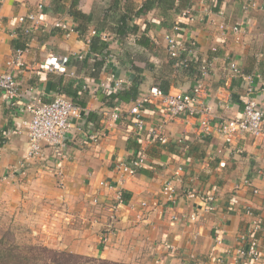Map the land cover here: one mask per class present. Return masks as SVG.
<instances>
[{
	"label": "crops",
	"instance_id": "crops-1",
	"mask_svg": "<svg viewBox=\"0 0 264 264\" xmlns=\"http://www.w3.org/2000/svg\"><path fill=\"white\" fill-rule=\"evenodd\" d=\"M146 1L0 0V74L8 71L14 44L28 45L23 67L14 71L19 99L9 104L0 93L1 211L10 210L42 245L86 257L125 264H214L218 258L224 264H250L238 263L236 253L241 247L238 236L252 221L245 214L250 209L261 226L258 264H264V137L242 135L228 145L219 137L199 135L194 119L169 121L155 107L144 109L143 130L136 133L135 121L128 117L133 101L107 95L111 88L112 96L117 93L116 82L138 96L155 87L170 94L189 92L198 78L197 63L206 60L209 75L202 102L217 117H238L244 83L231 78L229 65L234 63L244 77L252 78L260 94L264 0H221L216 8L217 0H176L186 6L181 13L191 11L193 22L162 6L136 15ZM39 5L45 22L29 35H18L21 27L11 21L36 13ZM73 13L89 20L75 19ZM122 15L133 19L132 29L117 37L109 28L115 27L111 17ZM104 18L110 22L101 30ZM56 22L74 31L66 35L55 28ZM175 25L181 27L174 34L178 42L187 47L195 43L187 70L172 67L167 54L164 37ZM234 26L241 27L238 34L231 32ZM98 30L107 48L101 55L89 54L90 32ZM50 56L58 58L65 73L40 69ZM101 60L105 69L95 72L93 65ZM63 91L76 92L74 105L79 108L64 146L44 147L40 158L20 167L28 151L26 107L65 96ZM113 108H118L120 120L102 128L101 112ZM158 129L167 140L164 145L151 136ZM140 152L145 164L135 176L120 178L113 171L114 163ZM101 182L111 188L101 187ZM167 184L170 194L164 191ZM123 193L125 202L119 199ZM208 197L214 199L211 213L205 212ZM112 206V233L106 245L98 244L112 222ZM192 215L195 221L189 220Z\"/></svg>",
	"mask_w": 264,
	"mask_h": 264
},
{
	"label": "built area",
	"instance_id": "built-area-1",
	"mask_svg": "<svg viewBox=\"0 0 264 264\" xmlns=\"http://www.w3.org/2000/svg\"><path fill=\"white\" fill-rule=\"evenodd\" d=\"M250 6L251 3L247 5V8ZM45 17L43 7L39 5L36 13L28 14L25 17H18L16 20H12L11 24L20 25V27H23V33L29 35L32 30L42 26L45 22ZM181 17L190 22L194 20L189 9L183 11ZM26 24L27 27L25 26ZM54 26L65 31L66 35L74 31L63 22H56ZM220 28L224 30L223 26ZM172 30L171 34H167L164 37L168 57L174 61L176 68L186 69L195 51V43H190L187 47L177 41L174 34L181 31L179 25H175ZM240 30V26L231 28V32L235 34H238ZM90 35H96L95 31H91ZM27 52V44L23 48L15 49L11 58L6 63L8 71L0 74V93L9 104L17 102L20 97L19 85L15 80L14 71L23 67V57ZM78 59H83V56H78ZM40 69L55 71L60 74L66 72L55 56L45 59L42 65H40ZM229 71L231 78L241 79L244 83L243 109L238 117H217L212 113L210 106L202 102L201 96L204 92V82L209 75V65L206 60H201L199 64V76L189 92L179 94L163 93L155 87L150 89L148 93L138 96L132 102L128 117L134 119L136 133H140L143 130L141 114L144 109L146 107H155L163 111L169 121L178 117L194 119L199 135L204 137H219L228 145L235 143L242 135H249L253 139L264 137V88L261 89L259 94L253 85L252 78L244 77L234 63L229 65ZM114 88L116 91H120L122 89L121 82H116ZM110 90L108 93L113 91L112 88ZM26 111L30 117L29 120L23 122V129L27 137L28 151L24 157V162L19 165L20 167L24 163L40 158L44 147L62 148L70 129V120L72 118H79V108L64 95H58L48 103H31L26 107ZM120 118L121 115L118 108H113L111 112L104 110L101 112L102 128L108 127L110 123L116 122ZM150 133L160 144L164 145L167 143L166 138L159 129L157 132ZM96 139L97 136L91 137V140L95 141ZM144 164L145 157L140 152L136 157L128 161L114 163L112 168L120 178L133 177L143 168ZM58 174L61 178V171ZM100 186L111 188L107 182H101ZM164 191L170 194L172 189L167 184ZM253 193L258 194V191L253 190ZM189 197H193V195L190 194ZM120 198L122 199L121 194H119ZM93 202L96 203L95 200ZM206 203L205 212H213L215 210L214 199L208 197ZM141 206L146 207V204L142 203ZM115 209L116 206L109 208V211L112 213L110 217L112 222L106 227L104 233L100 235V244L106 245L108 243L109 235L113 229V221L115 220ZM245 214L252 218V221L250 222L249 229L238 236V240L241 242V247L236 250L239 259L238 263H240L239 261H246L250 264H258L261 258V249L257 235L261 232V226L257 217H255L250 209H246ZM195 219V215L189 217L190 221H195ZM137 220H141L140 215L137 217ZM93 222L95 223V221ZM214 264L224 263L218 258L214 261Z\"/></svg>",
	"mask_w": 264,
	"mask_h": 264
},
{
	"label": "trees",
	"instance_id": "trees-1",
	"mask_svg": "<svg viewBox=\"0 0 264 264\" xmlns=\"http://www.w3.org/2000/svg\"><path fill=\"white\" fill-rule=\"evenodd\" d=\"M178 1V0H177ZM176 0H150L146 1L143 6L137 11L136 15H140L142 13H145L149 10H152L154 8H158L160 6L164 7L165 10H175L176 12L181 13L182 8H186V6H182L179 2L177 3ZM221 0H217L215 4V8L219 5V2ZM74 18L82 19V21L89 20V17L86 15H83L81 13H73ZM133 20L131 17H128L127 15H122L118 17H111V22L115 25V27H109L111 32L115 34L117 37H124L129 31H131L132 26H130V21ZM109 23L106 18L103 19V26L102 29L106 28V23ZM20 31H18V35L21 33L23 34V27L19 28ZM80 34H83L84 31L80 29H76ZM96 35L91 37L89 39V54H98L101 55L102 52L107 48L106 42L101 40L100 33L102 31L98 30L96 31ZM19 37V36H18ZM15 49L21 48L23 46H20L19 44H14ZM171 60L172 67L174 66V61ZM191 62L189 63L188 67L184 70L191 68ZM197 70H198V76H199V62L197 63ZM93 69L95 72H99L100 70L105 69L104 61H96L93 65ZM159 90H161L163 93H168V91L163 90L160 87H156ZM65 96L67 98L70 97V100L74 104L77 96L76 92L74 94H71L69 91H63ZM117 93L112 96L114 93H108V97L111 96L110 99H118L123 102H129L135 101L138 97L136 92L129 88V91L126 89L116 91ZM129 94L131 95V99L129 98ZM135 94V95H134ZM127 200V197L125 194H122V202H125ZM0 264H125L120 262H112L108 260H103L100 258H92V257H86L82 255H76L69 252H64L60 250H55L48 248L43 245H36V244H29L25 246H20L15 241V237L11 232L9 231H2L0 229Z\"/></svg>",
	"mask_w": 264,
	"mask_h": 264
},
{
	"label": "rangeland",
	"instance_id": "rangeland-1",
	"mask_svg": "<svg viewBox=\"0 0 264 264\" xmlns=\"http://www.w3.org/2000/svg\"><path fill=\"white\" fill-rule=\"evenodd\" d=\"M0 229H2V231L11 232V234H13V236L15 237V241L20 246H25L29 244L42 245L41 242L35 236L32 235L30 229L22 226L21 224H18L17 221H15V215L11 214L10 210L7 212L1 211V207H0ZM98 244H100V242H98Z\"/></svg>",
	"mask_w": 264,
	"mask_h": 264
}]
</instances>
